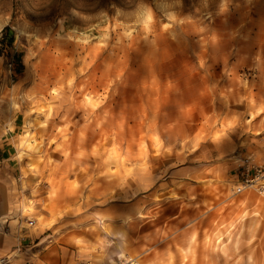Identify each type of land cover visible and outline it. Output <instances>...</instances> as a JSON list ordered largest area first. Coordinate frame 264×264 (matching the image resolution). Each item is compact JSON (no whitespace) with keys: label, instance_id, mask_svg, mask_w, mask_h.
Segmentation results:
<instances>
[{"label":"rangeland","instance_id":"374dc122","mask_svg":"<svg viewBox=\"0 0 264 264\" xmlns=\"http://www.w3.org/2000/svg\"><path fill=\"white\" fill-rule=\"evenodd\" d=\"M4 28L0 124L17 134L24 227L33 211L51 247L74 216L85 252L186 262L169 242L176 184L229 186L264 158V0H0ZM31 176L42 202L26 206ZM255 195L257 241L234 245L256 259L210 264H264Z\"/></svg>","mask_w":264,"mask_h":264},{"label":"crops","instance_id":"0c3cea01","mask_svg":"<svg viewBox=\"0 0 264 264\" xmlns=\"http://www.w3.org/2000/svg\"><path fill=\"white\" fill-rule=\"evenodd\" d=\"M12 127L0 124V260H13L17 256L13 264L28 261L32 264H75L84 260L113 264L122 254L121 245L108 249L104 245V254L101 253L102 246L100 248L97 245V249L91 252H85L77 246L81 243L77 239L84 236L81 224H77L79 218L77 220L68 215L67 217H72V222L70 218L58 221V226L72 228L59 230L57 244L51 247L47 245L49 235L45 236L34 228L39 216L33 211L27 220L31 219L34 225L24 227L20 211V184L15 174L17 134L14 133L15 126ZM260 164H264V158L260 160ZM177 175L173 178H182ZM236 175L229 186L178 187L176 184L175 199L172 200L175 210L169 220V242L183 247L186 262L180 261L181 256L176 251L178 261L165 262L166 259L159 254L158 258L153 256L154 263L193 264L192 260L195 259L200 260L196 264H210V260L256 259L257 252L252 245L243 251L241 247L237 249L234 245L257 241L258 197L250 191L236 193L233 188ZM36 179L38 178L31 176L24 181L23 197L26 206L28 203L34 205L42 202L41 197L38 198L35 194Z\"/></svg>","mask_w":264,"mask_h":264},{"label":"built area","instance_id":"2783aa9c","mask_svg":"<svg viewBox=\"0 0 264 264\" xmlns=\"http://www.w3.org/2000/svg\"><path fill=\"white\" fill-rule=\"evenodd\" d=\"M13 67V62L9 61L6 68L10 73ZM236 193L250 191L258 196L264 197V164L256 163L253 159L244 160L238 168L236 175V182L233 185ZM28 227L34 225L33 221L27 222ZM23 264H32L31 262H24ZM75 264H105L96 263L91 260L78 261ZM113 264H138L136 259L128 256L119 257Z\"/></svg>","mask_w":264,"mask_h":264},{"label":"trees","instance_id":"16d2710c","mask_svg":"<svg viewBox=\"0 0 264 264\" xmlns=\"http://www.w3.org/2000/svg\"><path fill=\"white\" fill-rule=\"evenodd\" d=\"M7 36V29L4 28L0 33V45L3 44V42L6 40Z\"/></svg>","mask_w":264,"mask_h":264}]
</instances>
